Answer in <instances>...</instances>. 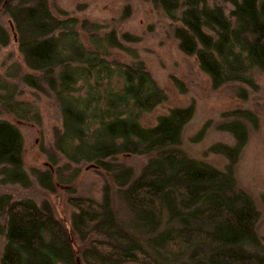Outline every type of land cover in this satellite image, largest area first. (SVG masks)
I'll return each mask as SVG.
<instances>
[{"label":"trees","instance_id":"trees-1","mask_svg":"<svg viewBox=\"0 0 264 264\" xmlns=\"http://www.w3.org/2000/svg\"><path fill=\"white\" fill-rule=\"evenodd\" d=\"M142 1L174 22L179 50L195 59L212 88L239 84L237 94L242 95L245 85L255 87L264 76V0H223L230 5L228 12L208 0ZM0 12L21 56L0 72V111L31 117L32 103L15 100L22 91L10 78L19 77L37 94L50 91L60 108L61 133L76 134L94 149L73 162L84 161L86 168L110 178L98 198L66 197L65 216L53 213L45 200L39 205L0 195V264H264V242L257 233L260 211L238 187L234 173L248 138L242 120L225 125L232 145L210 147L224 157L223 168L191 157L181 149V140L193 107H172L153 126H143L140 116L167 96L136 51L125 49L129 62L107 59L109 49L122 48L114 30L102 38L88 33L87 47L76 19L51 11L48 0H0ZM88 26L86 20L80 24L81 29ZM124 38L138 40L128 32ZM8 43V30L0 22V48ZM232 113L257 123L250 110ZM62 138L57 137L56 147L72 161L74 155L61 148ZM22 153L19 127L0 118V180L14 183L27 176ZM133 154L146 157L137 173L118 160ZM48 158L56 164L53 155ZM70 168L69 180L79 172ZM49 172H43V187L52 193Z\"/></svg>","mask_w":264,"mask_h":264},{"label":"rangeland","instance_id":"rangeland-1","mask_svg":"<svg viewBox=\"0 0 264 264\" xmlns=\"http://www.w3.org/2000/svg\"><path fill=\"white\" fill-rule=\"evenodd\" d=\"M208 3L224 6L226 12L230 9V5L223 0H208ZM48 6L54 13H60L62 18L76 19L75 28L77 27L80 39L87 47L91 46L87 40L88 33L93 32L94 36L102 38L114 30L122 48L109 49L103 43L109 49V54L106 55L109 61L129 62L131 57L125 49L136 51L137 59L143 61L146 70L167 96L164 103L140 116L143 126H153L158 117L167 114L172 107H193V115L184 126L181 140V149H185L189 156L223 168L224 157L214 153L210 147L216 143L232 145L233 136L225 125L234 119L243 121L248 128V138L234 166V173L238 187L251 195L260 211L257 233L264 242V76L256 77L255 87L245 85V93L242 95L237 94L239 84L231 83L212 88L195 59L179 50L173 35L174 22L171 23L148 2L142 0H48ZM84 20L88 21L89 29L80 28ZM0 22L4 23L9 33V43L0 48V72L6 73V68L13 63H19L21 56L10 24L1 12ZM126 32L138 40L133 42L122 39ZM24 37L28 38L26 35ZM19 71L24 72L26 69L22 67ZM18 78H10L16 81L17 90L22 91L18 92L21 94H17L15 100L31 102L30 114L33 118L20 119L7 110L0 111V118H7L20 129L23 137V169L27 176H20L14 183L0 180V195H8L14 200L29 198L39 205L45 200L52 206L53 213L65 216L69 209L65 203L66 197L80 193L98 198L102 184L108 183L110 178L102 172L86 168L87 163L84 161L73 162L82 156L91 155L94 149L81 144L76 134L61 133L60 108L50 91L40 94L31 92ZM237 108L254 113L257 116L256 125L234 115L232 112ZM35 113L37 116H34ZM60 136L63 137L62 150L74 155L72 161H67L58 146L56 147L55 141ZM51 155L54 156L56 164L48 161ZM145 159L142 155L134 154L118 157V160L131 166L136 173ZM70 166L79 169L76 177L71 180L68 179L73 172ZM48 169L55 186L52 193L43 187V172ZM3 225L4 218L0 214V254L4 245L1 232Z\"/></svg>","mask_w":264,"mask_h":264}]
</instances>
